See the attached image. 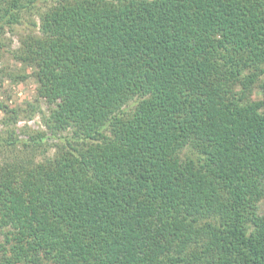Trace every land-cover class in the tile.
Here are the masks:
<instances>
[{
  "label": "trees",
  "instance_id": "trees-1",
  "mask_svg": "<svg viewBox=\"0 0 264 264\" xmlns=\"http://www.w3.org/2000/svg\"><path fill=\"white\" fill-rule=\"evenodd\" d=\"M40 5L0 148L40 99L60 138L0 162V264H264V0H0V32Z\"/></svg>",
  "mask_w": 264,
  "mask_h": 264
},
{
  "label": "rangeland",
  "instance_id": "rangeland-1",
  "mask_svg": "<svg viewBox=\"0 0 264 264\" xmlns=\"http://www.w3.org/2000/svg\"><path fill=\"white\" fill-rule=\"evenodd\" d=\"M41 5L35 10H26L22 16L20 23L12 25L11 28H5L0 32V70L17 71L20 64L15 62L10 57L11 50L19 46L18 39L21 36H27L37 31L38 17L37 13L41 11ZM28 73L33 72V68H28ZM256 95V94H255ZM36 98V84L34 78L29 75L24 81L11 82L6 76L2 77L0 82V103L6 104L11 108H25L27 102H34ZM40 111L35 113L30 118L21 116L19 121L10 129L15 131V136L21 144L26 140L27 136L37 135L38 133L46 134V138L39 146L25 147L20 143L17 144L15 150L0 148V162L10 160L33 159L35 162L44 161L51 158L56 152V146L59 144V138H53L47 134L42 122L41 113L47 112V106L44 100H39ZM3 118V113L0 111V120ZM5 129L0 124V136L5 137ZM58 138V139H57ZM189 149H185L182 155L188 153ZM260 214H264V199L259 204Z\"/></svg>",
  "mask_w": 264,
  "mask_h": 264
}]
</instances>
